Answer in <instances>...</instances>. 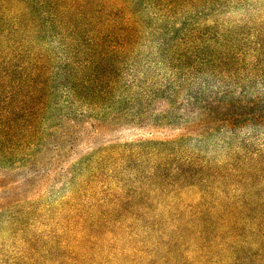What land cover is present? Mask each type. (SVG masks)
<instances>
[{"label":"trees","instance_id":"1","mask_svg":"<svg viewBox=\"0 0 264 264\" xmlns=\"http://www.w3.org/2000/svg\"><path fill=\"white\" fill-rule=\"evenodd\" d=\"M0 177V264H264V0H0Z\"/></svg>","mask_w":264,"mask_h":264},{"label":"rangeland","instance_id":"2","mask_svg":"<svg viewBox=\"0 0 264 264\" xmlns=\"http://www.w3.org/2000/svg\"><path fill=\"white\" fill-rule=\"evenodd\" d=\"M85 140L84 143L87 146H90L89 143L93 142V138H91L89 132L84 133ZM147 136V135H146ZM155 137H173V135H154ZM137 137L134 136L133 134H124L116 139V141L119 142H127V141H133ZM87 147H84L82 149V153L87 152ZM9 177H0V217L2 214V209H7L9 205L15 200V199H20V197L25 198L29 197L32 194L36 193L37 191L40 190V188L37 187H31L30 185H25V184H19L15 185L12 184L10 180H8ZM20 179V178H19ZM58 179V176L55 178ZM55 179L53 180V177L49 178V183L53 184L55 182Z\"/></svg>","mask_w":264,"mask_h":264}]
</instances>
